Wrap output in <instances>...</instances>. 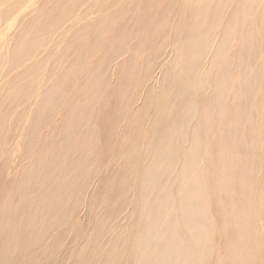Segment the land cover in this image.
Returning <instances> with one entry per match:
<instances>
[{
  "label": "bare ground",
  "instance_id": "6f19581e",
  "mask_svg": "<svg viewBox=\"0 0 264 264\" xmlns=\"http://www.w3.org/2000/svg\"><path fill=\"white\" fill-rule=\"evenodd\" d=\"M0 264H264V0H0Z\"/></svg>",
  "mask_w": 264,
  "mask_h": 264
},
{
  "label": "rangeland",
  "instance_id": "374dc122",
  "mask_svg": "<svg viewBox=\"0 0 264 264\" xmlns=\"http://www.w3.org/2000/svg\"><path fill=\"white\" fill-rule=\"evenodd\" d=\"M124 125V122L119 126V133H125L126 131V127H123V130H122V126ZM115 151V148H113L111 150V152H114ZM83 228V224L81 222V219L78 220V222L76 223V225L72 228L71 230V233H75V232H78L79 230H81Z\"/></svg>",
  "mask_w": 264,
  "mask_h": 264
}]
</instances>
